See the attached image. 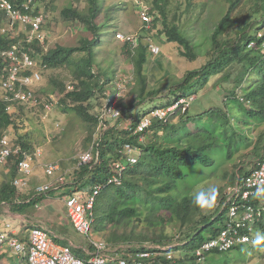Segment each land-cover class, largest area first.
Segmentation results:
<instances>
[{
  "label": "trees",
  "instance_id": "1",
  "mask_svg": "<svg viewBox=\"0 0 264 264\" xmlns=\"http://www.w3.org/2000/svg\"><path fill=\"white\" fill-rule=\"evenodd\" d=\"M12 1L18 5L23 0ZM82 1L84 2L83 8L74 7L71 4L60 11V17L64 22L79 24L82 31L90 34L89 38L84 37L80 40L79 47L57 46L43 51L44 43L47 41L45 33L42 45L35 43L27 46L31 57L40 66H45L42 76H45L48 70L67 68L72 77V89H68L65 82L50 74L47 85L38 90L39 93L44 94L46 99L39 100L40 105L35 109L42 110L43 103L50 102L49 95L57 99L53 109L60 107L64 112L75 115L86 124L87 137L83 150L87 151L92 147L97 159V162L93 159L91 163L79 170H73L71 176L68 175L69 179L66 181H69V185L65 191L62 190L61 196L71 195L74 191L80 190V187L83 188L85 185L106 179L111 175L112 164H125L124 157L126 156L122 153L124 145L136 147L139 150L137 163L127 166L122 171L120 185H108L96 198L92 211V225L100 231L101 241L112 246L118 243L142 246L145 243L170 245L174 240L179 243L185 242V245L179 249L186 250V246L189 245L191 254L188 251L181 259L176 256V264H196L192 254L193 250L203 242L217 236L225 226L227 210L226 208L221 210V206L225 200L226 188L233 185L237 178L233 174L228 180L229 183L216 188L214 194L209 192L208 195H214L215 198L211 200V206L204 207L193 203L194 195L200 192L201 188L191 190L188 183H181V180H178H184L185 174L182 169L186 166L200 164L207 167L212 164L213 160L207 152L226 142V147L233 148V150L228 152L225 164L231 163L232 156L238 152L241 140L246 139L244 134L237 133L238 129L230 123L231 116L227 111H233L234 106L244 115L240 118L241 122L245 123L248 119H253L257 125H264V50L261 48L262 41L255 37L256 32L264 25V0H251L253 12L239 17H232V13L244 0H225L227 10L221 20L214 25L210 37L211 58L201 68L186 72L183 79L177 82L176 88L170 90L172 101L151 108H167L180 98H188L193 95L190 90L198 92V89L202 88L212 76L222 74L216 81L217 83L220 80H228L232 68H238L239 71L234 80L229 82L231 87L226 89L228 94L223 100V110L217 107L205 113L190 115L188 109L181 113L179 108L171 115L179 114L177 122L172 123L171 117L167 121L153 120L151 126L139 134H133L132 131L139 119L147 114L150 108L146 110V107H149L146 106L141 112H137L134 108L140 107L136 102L142 103L146 97L155 98L164 91V87L148 89L149 84L161 81V76L156 70L160 71L161 62L157 63L154 59L152 65L151 58L155 56L149 54L144 38L150 37L153 42L155 39L165 44L175 45L177 53L189 62L197 58L193 52L194 46L180 28L175 15L173 20L168 21L167 8L170 0H143L149 5L146 4L152 17L150 29L142 28L135 32L137 33L135 47L129 43H123L121 47L122 55L133 68L134 85L131 93L136 97L130 104H124L122 99L116 97H111L108 102L103 101V105L100 106L101 110L119 108L122 112V118L116 124L110 125L107 118L100 119L98 115H91L93 97L97 94L104 97L107 87L114 86L117 90V81L124 80L126 76L115 79L113 76L108 78L113 73H104V67L97 60L95 50L96 45L101 41L102 25L96 22L100 13V2L99 0ZM196 1L198 0H185V3L189 8ZM33 2L37 3L36 12H41L43 9H54L55 0H33ZM136 8L139 10L141 6H136ZM251 14L256 16H254V21ZM46 18L44 14V24L41 26L43 31L46 30ZM3 21V13L0 11V25ZM17 40L16 37H4L0 34V50L16 44ZM252 41L254 46L250 48L248 45ZM78 52L83 53V56L75 57ZM158 56L161 57V54L158 53L156 57ZM115 80V84L112 83ZM25 107V105L13 104L11 110L6 111V104L1 100L0 93V138L5 134L10 136L12 129L17 133L23 127V121H20V118L24 115ZM131 116L134 119L128 126V130L120 129L119 126L123 121ZM190 124L193 130L189 128ZM63 127L60 133L64 131ZM12 137H17V145L24 150L33 152L36 149L27 135L16 134ZM255 149L256 156L258 158L262 156L260 151L264 150V126L258 134ZM17 160V156L11 155L4 166L7 172L0 184V207L4 203L8 204L14 213L23 212L27 207L33 206L38 210L39 202L51 192L47 195L35 196L34 188L27 193L18 191L12 185L17 177ZM76 163L77 158L73 160V165ZM240 163L241 160L237 166ZM241 171L239 167L236 173L239 176L241 173L243 176L248 173L249 169L246 170L247 172ZM226 175L223 176L222 173L218 177L227 178ZM81 182H83L82 185H78ZM262 200L264 202V197ZM137 202L145 205L149 210L144 217L148 223L141 227L143 231H138L140 226L137 222L140 219L133 220V217H138L134 208ZM217 202L219 206H216ZM131 203H134L133 207ZM255 204L258 205L257 200ZM263 219L264 214L254 222L253 239L257 235L264 236ZM104 222L112 226L107 233L104 230ZM165 222H173L175 229L179 231L174 239L163 235ZM123 226L126 230L118 233V228ZM155 227L161 228L159 236L154 235ZM205 232L207 235H204ZM252 244L259 246L264 252V240L259 244ZM244 246L248 245H238L230 251L240 250ZM230 251L212 252L211 254L225 255ZM129 252L132 253V251Z\"/></svg>",
  "mask_w": 264,
  "mask_h": 264
},
{
  "label": "rangeland",
  "instance_id": "2",
  "mask_svg": "<svg viewBox=\"0 0 264 264\" xmlns=\"http://www.w3.org/2000/svg\"><path fill=\"white\" fill-rule=\"evenodd\" d=\"M100 2V13L96 22L102 25L101 28V41L96 45V57L99 62L102 63L104 67V73H113L108 78H120L125 77L124 80H118L116 83V88L107 87L106 94L103 96L97 94L93 97L91 110V115H100L102 112L100 106H102L103 101L108 102L111 97H116L122 99L124 104L133 103V99L136 97L135 94L131 93V89L134 85V74L131 63L122 55L121 47L123 43L117 41L115 35L117 33L123 34H132L138 31L141 28V20L138 17L139 11L136 6L147 7V3L143 0H99ZM73 4L74 7L83 8L84 2L79 0H55L53 10L43 9V13L47 16L46 30V43H44V50L46 51L50 48H55L57 46L63 47H79L80 40L84 37L89 38L90 34L82 31V27L79 24H71L64 22L60 17V11L67 5ZM147 4V5H146ZM149 6V5H148ZM253 2L251 0H244L237 6V9L232 13V17L243 16L249 13H252ZM227 10V3L225 0H198L194 2L193 6L187 7L185 0H170L169 6L167 8L168 21L173 20L175 15L177 22L179 23L180 28L188 37L192 44L194 53L196 54V60L189 62L185 58L181 57L177 53L176 47L173 44H165L159 42L158 40L154 41L160 47L161 57L151 58L152 65L154 64V59L157 63L161 62L160 71L156 69L161 76L160 82H155L149 84L148 89L156 87H164V91L161 94L157 95L155 98L146 97V100H143L139 103L138 107L134 108L135 111L141 112L146 106V110L155 106L161 105L164 102L172 101L170 90L176 88L178 81L183 79L186 72L190 70H197L207 63L211 58V49L210 37L213 32L214 25L218 23ZM252 15V14H251ZM254 16L252 15V20L254 21ZM256 17V16H255ZM241 18V17H240ZM6 37V36H4ZM162 45V46H161ZM179 52V51H178ZM83 53L78 52L75 57H81ZM156 66V65H155ZM239 69L232 68L228 80H220L216 82L221 76L215 75L212 76L209 81L202 87L198 89V92L190 90L191 99L194 101L189 105V114L197 115L200 113L208 112L211 109L220 107L224 108V99L227 94V87L230 88V80H234V77L237 75ZM52 74L53 77L57 78L66 83L68 89H72V77L71 73L67 68H61L54 71H46L45 76L42 78L39 77V81L32 88H37V91L40 88H43L48 83V76ZM116 80L112 83L115 84ZM113 84V85H114ZM234 86V85H232ZM233 88V87H232ZM178 94V92H177ZM57 100V99H56ZM142 107V108H141ZM223 110V109H222ZM228 110V106H226ZM230 117V123L234 125L235 129H238L239 134H244L246 138L245 141L241 140V145H239L238 152L232 156L231 163H226V157L228 152L232 151L233 148L228 149L226 144L219 145L215 149L207 152V155L212 158L213 163L204 167L200 164L189 165L182 169L184 171V180L179 179L181 183H188L189 189L196 190L201 188V190H207L210 187L214 186L215 188L222 187L226 183H229L230 177L236 175V178L239 176L238 168L242 171L247 172L253 161L257 159L255 145L257 142V137L259 132L263 129L264 125H257L253 119H248L247 122L243 123L240 121V118H243V114L238 110L237 107H233V111H227ZM182 113V112H181ZM180 113V115H181ZM233 113V116H232ZM107 119L110 122V125L116 124L117 122L110 119V116ZM179 114L171 116V122H177ZM23 121V127L19 129L16 133L13 131L10 134L12 140L17 143V137H12V135H27L29 140H32L35 148L40 149L42 156L39 159V162H52L56 160H61L64 163V171H68L66 180L73 173V160L77 156L84 152L85 150V139L87 137V126L75 115L64 112L60 107L52 108L49 112H42V110H36L34 106L27 105L24 109V115L20 118V121ZM62 126H64V131L60 133ZM128 125L125 121L119 126L120 129L127 128ZM189 128L193 130V126L190 124ZM241 129V130H240ZM98 131L96 132V134ZM95 134V135H96ZM9 136V137H10ZM91 144V143H90ZM90 144L88 146H90ZM260 155L264 156V150L260 151ZM261 157V156H260ZM241 160L240 165L237 166L238 162ZM60 161V162H61ZM247 170V171H246ZM241 171V172H242ZM7 172V169L4 166H0V184L2 179H4V174ZM237 172V173H236ZM42 172L36 170L35 175L31 177V180L28 183V187L22 192H29L30 189L35 186H39L45 179L42 178ZM225 174L228 178L221 179L218 177L220 174ZM69 175V176H68ZM242 176V174L240 173ZM217 176V177H216ZM56 178L53 176L48 178V181H52ZM235 178V179H236ZM13 185V182H12ZM14 186V185H13ZM15 187V186H14ZM21 192V191H20ZM58 191L51 192L49 199L45 202L44 211L42 214L50 215V222H47L49 229H58L61 225V222L56 220L55 213L60 214L63 218L66 216V208L62 201V197ZM67 195V194H66ZM132 207L134 203L130 204ZM6 207V206H5ZM5 207H0V214H3ZM138 213V217H133V220L140 219L137 224L140 226L138 231L141 230V227H144L148 222L144 217L148 214L149 210L147 207L139 202L135 204L134 207ZM50 210L51 213H50ZM30 211H32L30 209ZM35 210L33 209L32 215H34ZM40 218L44 216L40 215ZM34 219V218H31ZM36 220V219H35ZM157 220V219H156ZM217 226V224H214ZM112 226L107 225L104 222V230L107 233ZM65 235L75 244L80 246L81 249L74 250L73 253L77 256L81 255L83 249L91 248L90 241L101 240L102 237L100 231L95 229L94 225L91 226L88 236L80 235L76 233L71 227L68 228ZM131 229V226H129ZM160 227H155L154 232L155 236L160 235ZM124 226L118 228V233L123 232ZM144 230V229H143ZM141 230V231H143ZM29 232V230H28ZM179 234V231L175 229L173 222H165L163 225V235L166 237H174ZM207 235V232L204 233ZM54 242L57 245H67L63 241L55 238ZM176 243V240L173 241ZM125 244L118 243L116 246ZM173 244V243H172ZM170 244V245H172ZM258 250H257V248ZM77 249V248H76ZM191 254L189 245L186 246L184 252ZM176 256V254H175ZM15 255H7L3 258L2 262L4 264H15ZM196 264H264V252L259 248V246H254L253 244L244 246L240 250H232L225 255H213L209 254L204 257L200 262L196 261Z\"/></svg>",
  "mask_w": 264,
  "mask_h": 264
},
{
  "label": "built area",
  "instance_id": "3",
  "mask_svg": "<svg viewBox=\"0 0 264 264\" xmlns=\"http://www.w3.org/2000/svg\"><path fill=\"white\" fill-rule=\"evenodd\" d=\"M36 2L33 0H23L15 5L12 0H0V11L3 13L4 21L0 25V34L6 37H16V44H12L5 50H0V93L1 100L6 104V111L11 110L13 104L39 106V100L44 101L46 97L34 88L45 66H40L29 54L28 45L44 43V31L41 26L44 24V13L36 12ZM138 17L141 20V28L150 29L152 17L147 7L138 10ZM117 41L129 43L132 47L136 45L137 33L115 35ZM256 39L262 41L261 48L264 50V25L255 34ZM149 54L156 56L160 52V47L153 42L152 38L146 37ZM254 42H250L248 47H253ZM50 102H44L42 112H49L56 100L52 95L48 96ZM188 100L178 99L167 108H154L142 116L133 134H139L149 128L153 120L167 121L177 109H185ZM118 121L122 118V112L118 109H103L99 115L100 119L108 118ZM134 117H128L124 121L129 126ZM128 130L127 128H124ZM125 164H112L111 175L101 182H94L80 190L74 191L71 195H63V202L66 208L67 219L72 229L84 236H88L92 226V211L96 198L108 185L119 186L121 183L122 171L127 167L137 163L139 150L130 145H124L122 150ZM92 147L77 156V163L73 170L97 159ZM17 156L16 163L17 177L13 180V185L18 191H23L28 187L30 178L36 170H40L48 178L56 176L52 181L41 184L34 189V195H47L50 192L62 191L69 185L66 176L69 170L62 169V161L39 162L42 156L40 149L33 152L24 150L17 145L9 135L5 134L0 138V166H5L7 159ZM61 161V162H60ZM83 182L78 183L82 185ZM77 185V186H78ZM258 188H264V158H259L253 162L248 173L242 177H237L235 183L226 188L225 200L221 210L226 208L227 219L224 228L215 236L198 246L194 250L196 260L201 261L206 254L216 252L223 253L230 251L238 245H248L253 242V225L264 214L263 196L254 197ZM258 205L256 206L255 201ZM219 206V202L216 203ZM264 220V219H263ZM27 224L30 226L26 238H20L14 232L0 231V253L4 250L14 254L18 264H175V252L179 242L172 245L148 244L139 245H109L101 240L90 241L91 248L83 249L87 258H81L73 253L74 246L71 244L57 245L51 237V232L39 221L28 218ZM6 228H10L6 224ZM80 249V248H79ZM129 251H132L130 253Z\"/></svg>",
  "mask_w": 264,
  "mask_h": 264
},
{
  "label": "crops",
  "instance_id": "4",
  "mask_svg": "<svg viewBox=\"0 0 264 264\" xmlns=\"http://www.w3.org/2000/svg\"><path fill=\"white\" fill-rule=\"evenodd\" d=\"M62 168H65L64 163H62ZM36 172V171H35ZM41 172V171H40ZM42 174V173H41ZM35 175V173H34ZM33 175V176H34ZM43 175V174H42ZM43 179H45V181L41 182V183H47L48 182V177L46 176H42ZM31 180V178H30ZM29 180V181H30ZM36 187V186H35ZM34 187V189H35ZM25 191V190H24ZM61 194H63L62 191H58ZM59 195V196H60ZM62 197V201H63V196ZM49 199V196L44 197L43 200L41 202H39L40 204V208L37 210L33 207H27L23 212H12L11 211V207L8 204H2V206H6L5 207V211H3V214H0V231L3 232H8V231H12L14 232L17 236H19L20 238H26L27 234H28V230L30 228V226L27 224V219L28 218H34V220L36 219L37 221H39L40 223H42L50 232H51V237L54 240L55 238L63 241L64 243L67 244H71L72 246L75 247L74 250H79L80 246L75 245L66 235L65 232H67V230H69L68 228L71 227L70 222L67 219V215L65 216V218H63L60 214H58L57 212L53 211V213H55L56 216V220L61 222V225L58 226V229H49L47 222H50V215L47 214H42V212L44 211V205L46 200ZM64 203V202H63ZM30 209L33 211V209L35 210L34 215H32V211H30ZM52 210H50L51 213ZM42 215L44 216V218H40L39 216ZM6 224L10 225V228H6ZM77 248V249H76ZM81 249V248H80ZM90 248L84 249V250H88ZM7 255H11V253L6 252L5 250L0 253V264H4L2 262L3 258H5V256ZM79 257L81 258H87V256L85 255V253H81V255H79ZM15 264H18V260L15 257Z\"/></svg>",
  "mask_w": 264,
  "mask_h": 264
},
{
  "label": "clouds",
  "instance_id": "5",
  "mask_svg": "<svg viewBox=\"0 0 264 264\" xmlns=\"http://www.w3.org/2000/svg\"><path fill=\"white\" fill-rule=\"evenodd\" d=\"M191 96H189L188 98H180V99H185V100H188V104L187 106H185L183 110H181V112H184L186 109L189 108V105L190 103L193 101V99L190 98ZM152 108V107H151ZM151 108L149 110H151ZM148 110V112H149ZM171 117V116H170ZM259 158H264V156H261ZM257 158V159H259ZM257 159H255L254 161H256ZM253 161V162H254ZM253 164V163H252ZM252 166V165H251ZM250 166V168H251ZM112 168V166H111ZM111 168H110V172H111ZM249 168V169H250ZM63 169V168H62ZM45 176V175H44ZM244 176V175H243ZM67 177V176H66ZM239 177H242V176H239ZM69 179V177H68ZM215 193L216 192V188L214 186L210 187L209 189L207 190H201L200 192L196 193L193 197V203L200 206V207H204V206H211V200H213L215 197L214 195L212 196H209L208 193ZM264 197V188H258L257 191L254 193V197ZM96 202V201H95ZM95 205V204H94ZM262 240H264V236H261V235H257V237L253 240L252 243L254 244H259ZM178 242V241H177ZM250 243V244H252ZM181 245H179L177 247V249L174 250V254H176V256L181 259L186 253L184 252V250H181L179 249L180 247H182L183 245H185V242L184 243H180ZM126 245H129V244H126ZM132 245H136V244H132ZM143 245V244H142ZM249 245V244H248ZM200 246V245H199ZM192 254L194 255V250L192 252ZM211 254V253H209ZM209 254H206L205 256L209 255ZM175 256V255H174ZM176 256H175V259H176ZM195 257V256H194ZM204 259V258H203ZM197 262H200L198 260H196V257H195V263ZM202 261V260H201ZM177 263V261L175 262V264Z\"/></svg>",
  "mask_w": 264,
  "mask_h": 264
}]
</instances>
